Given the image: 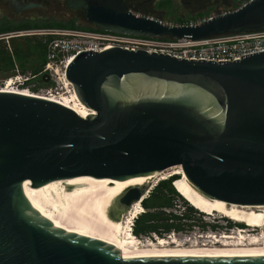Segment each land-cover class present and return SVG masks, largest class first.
<instances>
[{"label": "water", "instance_id": "1", "mask_svg": "<svg viewBox=\"0 0 264 264\" xmlns=\"http://www.w3.org/2000/svg\"><path fill=\"white\" fill-rule=\"evenodd\" d=\"M68 2L88 24L134 36L264 30V0L188 27L136 15L124 0ZM65 75L91 112L85 118L55 101L0 92V264H264V256L122 258L44 222L32 198L150 175L101 198L102 217L112 218L141 199L153 174L179 167L206 198L264 206V52L206 62L116 47L79 53Z\"/></svg>", "mask_w": 264, "mask_h": 264}, {"label": "built area", "instance_id": "2", "mask_svg": "<svg viewBox=\"0 0 264 264\" xmlns=\"http://www.w3.org/2000/svg\"><path fill=\"white\" fill-rule=\"evenodd\" d=\"M250 1L252 0H246L239 7ZM212 17L214 16L208 17L207 19ZM149 18L153 19L152 17ZM207 19L197 22L187 21L181 23H170L163 22L159 19L157 20L164 25L174 27H188L198 25ZM49 36L56 37H52L46 41L45 62L40 73L34 77H26L20 74L10 77L4 82L3 88L29 92L40 98L61 103L63 100V95H68L69 98H71V96L75 94L72 84L66 79L65 70L76 55L86 51L102 52L117 47L133 52L142 50L148 53L169 55L177 59H185L189 61L204 60L206 62H233L235 60H240L244 55L264 52V30L257 32L232 33L220 36H212L200 40H192L190 38L177 39L166 36H134L101 29L87 32L60 30L58 33H49ZM36 77L40 78L43 86L37 92H31L28 88H22L25 83L30 82ZM43 77H47V83L43 82ZM137 216L138 215L135 216V219ZM133 223L134 221L131 223L130 236L133 237V240H136L141 248L150 247V249H152L153 245L157 246V239L159 237L155 235L152 237H141L134 235ZM246 227L248 228L247 230H257L258 232L254 234V232H246L244 228L240 229L238 227L236 229V238H240V233L243 235L246 233L245 238L252 236L257 238L258 243L264 244V223L259 228ZM207 236V239H211L213 242L214 238L221 239V237L225 235H219L218 237L215 235ZM173 238L177 239L178 241H182L184 244H188L190 241H192L190 238L186 237H182V239H180L181 237L177 238L175 234L166 235V238L161 239L171 240ZM192 238L193 242L190 243L189 246L204 245L197 244V241L201 239L198 236H193Z\"/></svg>", "mask_w": 264, "mask_h": 264}, {"label": "bare ground", "instance_id": "3", "mask_svg": "<svg viewBox=\"0 0 264 264\" xmlns=\"http://www.w3.org/2000/svg\"><path fill=\"white\" fill-rule=\"evenodd\" d=\"M0 92L17 93L22 95L35 96L29 92L13 90L10 88H0ZM61 104L74 110L79 116L85 118L91 112L84 107L73 94L71 98L68 95L62 96ZM174 172L180 175L182 180L187 184L188 188L193 192L198 201L207 206L209 209L223 214V216L240 224H246L248 227L259 228L264 223V206H237L228 205L224 202L212 200L198 193L186 180L183 172L179 167H173L160 173L153 174L150 179H158L169 173ZM150 175H146L147 179ZM124 181H117L113 184L99 186H76L68 190L61 197L47 201L42 193L36 192L32 194L37 215L46 223L54 225L65 231L84 235L97 242H100L104 247L110 249L122 258L136 257H261L264 256V244L258 243L257 238L249 236L245 238L242 233L240 238L236 239L233 236H222L221 239L214 238L213 245H218L215 248H208L206 245H191L186 247L182 241L177 239H161L158 238L157 246L141 248L140 245L130 236L131 223L135 216L143 212L141 205L142 200L147 198L149 191L143 192L140 200L134 202L126 211V223L124 232L119 235L112 225H102L98 223L92 216L84 211L81 205L75 204V196L78 192L83 194L99 193L108 191L111 187L120 184ZM149 183H146L148 187ZM105 193L104 197L112 194ZM77 196V195H76ZM73 197V198H71ZM193 208L209 214L208 211L197 205H192ZM254 211H253V210ZM249 211V212H248ZM121 215V214H120ZM123 215V214H122ZM187 243V242H185ZM212 243V242H211ZM162 246H161V245Z\"/></svg>", "mask_w": 264, "mask_h": 264}, {"label": "rangeland", "instance_id": "4", "mask_svg": "<svg viewBox=\"0 0 264 264\" xmlns=\"http://www.w3.org/2000/svg\"><path fill=\"white\" fill-rule=\"evenodd\" d=\"M179 2V0H178ZM177 2L178 8L182 9V5ZM235 6V7H234ZM240 5H231L227 7L226 9H220L218 12L219 14H223L229 11H232L236 8H238ZM32 21L24 22L20 17H16L12 15L3 5L0 3V88L3 87L4 82L15 75H22L26 77H34L37 76L41 69L43 62H45V50H46V41L51 39L52 37L56 36H49V33H58L60 30H68L73 32H87V31H97V28L91 25H78L74 23L72 20L70 24L68 23H62V22H55L50 24H45L42 20L38 19L35 15V10L30 11ZM217 14V15H219ZM173 15V14H172ZM211 16V15H209ZM208 17H198V18H191V20L188 21H200L203 19H207ZM164 22H170V23H181V22H187V20L183 19H176L172 20L170 18H164L162 19ZM84 23V22H83ZM35 38H40L44 44L43 49V55L42 58H39L36 54H29L28 53V44L27 40H34ZM32 45V44H31ZM16 51V54L15 52ZM32 67H37L38 70H33ZM42 83L40 81L39 77H36L32 79L30 82L25 83L22 88L29 89L31 92H37L40 88H42ZM171 186L174 189L175 195H170V206L171 208H164L166 212H172L174 213V209L177 206H183L184 203H187L189 207L197 211L196 214H194L193 220H181L180 223L183 224L178 228L179 230L172 229L167 232H150L147 234H140L138 236L141 237H152L157 236L159 238H166V235L169 234H175L177 238L186 237L190 238L192 241H190L188 244H185L186 247L189 246L190 243L193 242V236H198L199 241H197V244H204L208 248H215L218 245H213L214 242L211 241V239H207L208 236H221V235H229L236 238V229L239 227L244 228L246 232H254L257 233L258 231H250L247 230L246 224H240L237 223L225 216L223 214L213 211L209 209L207 206L202 205L198 199L195 197L193 192L187 187V184L185 183L186 189L189 191V193L192 195V198L198 201L199 206L205 208L209 214H205L195 208H193L182 196L179 194L175 188H174V181H176L178 178H180V175L174 174V172L170 171L166 175L159 177L157 180L155 179H149L147 183L148 187L145 188L144 192L149 191L147 198H149L151 191L155 188V186L160 182H165L168 179H171ZM147 180V177H137V178H131L124 180V182L117 184L113 187H111L108 191H101L99 193H88L83 194V192H78L75 196L76 199L72 200L75 204L81 205L82 209L86 211L90 216L93 217L98 223L102 225H112L114 230L122 236L124 229H125V223H126V211H123L119 213L118 215L114 217H102V205H101V198L104 197L105 193L110 192H117L128 185H134L139 186L143 183H145ZM182 181V178H180ZM177 189H179L177 187ZM189 194V195H190ZM157 196L159 194H156ZM71 197V198H73ZM146 198V199H147ZM146 204L149 206H152L156 203L155 199H148L145 200ZM142 205V202H141ZM143 207V206H142ZM184 207V206H183ZM144 208V207H143ZM253 210V209H252ZM143 212H146L147 209H143ZM254 211V210H253ZM140 211V214L143 213ZM249 212V211H248ZM121 214V215H120ZM123 214V215H122ZM139 214V215H140ZM191 219V218H190ZM229 223H228V222ZM134 227V226H133ZM246 235V233L244 234ZM238 239V237L236 238ZM212 242V243H211ZM200 246V245H199Z\"/></svg>", "mask_w": 264, "mask_h": 264}, {"label": "flooded vegetation", "instance_id": "5", "mask_svg": "<svg viewBox=\"0 0 264 264\" xmlns=\"http://www.w3.org/2000/svg\"><path fill=\"white\" fill-rule=\"evenodd\" d=\"M68 1L69 0H0V3L12 15L20 17L24 22L33 20L30 11L35 10V16L45 24L55 22L70 24L73 20L74 23L78 25H90L84 19V11L82 9L73 8ZM245 1L246 0H179L178 2V0H124V5L127 9L139 16L157 18L161 21L168 16V18L172 20L183 19L188 21L191 20V18L217 16L221 8L226 9L231 5L238 6ZM177 2L182 5V9L178 8ZM28 3L37 4L39 6L30 9H21L23 5Z\"/></svg>", "mask_w": 264, "mask_h": 264}, {"label": "trees", "instance_id": "6", "mask_svg": "<svg viewBox=\"0 0 264 264\" xmlns=\"http://www.w3.org/2000/svg\"><path fill=\"white\" fill-rule=\"evenodd\" d=\"M29 42L28 46V53L29 54H36L39 58H42L44 44L40 38H35L34 40H27ZM32 44V45H31ZM16 54V51H14ZM44 64V62H43ZM43 66V65H42ZM33 70L37 71V67H32ZM171 179H168L165 182L158 183L155 188L151 191L149 198H145L142 200V206L147 209L146 212L141 213L137 216L133 223V234L138 236L140 234H147L150 232H167L172 229L180 228L181 220H193L194 214L197 213L194 209L189 207L187 203H184L183 206H177L174 209V213L166 212L164 208H171L170 202V195L174 196L175 192L173 187L171 186ZM181 178V177H180ZM178 178L174 181V188L175 190L181 194V196L192 206L197 205L198 201L192 198V195L186 189L184 181ZM177 187L179 189H177ZM188 187V186H187ZM190 189V188H189ZM156 194H159L158 196ZM190 194V195H189ZM155 199L156 203L152 206L146 204L145 200L148 199ZM143 208V209H144ZM191 218V219H190ZM228 222V221H227ZM229 223V222H228Z\"/></svg>", "mask_w": 264, "mask_h": 264}]
</instances>
